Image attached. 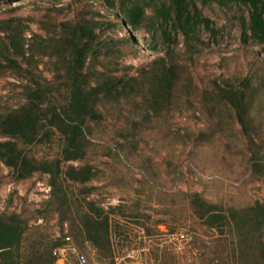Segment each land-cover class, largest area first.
<instances>
[{"label":"trees","instance_id":"trees-1","mask_svg":"<svg viewBox=\"0 0 264 264\" xmlns=\"http://www.w3.org/2000/svg\"><path fill=\"white\" fill-rule=\"evenodd\" d=\"M199 1L204 6L247 8L248 17H240L243 42H254L264 51V0H103L119 20L109 24L130 28L129 35L122 38L127 48L138 50L133 34L141 28L163 37L161 42L167 53L154 60L150 68L140 70L137 77L90 70L89 60L99 58L102 51L94 25L66 21L60 24L59 37L50 39L33 33L29 39L28 30L21 28L22 19L4 22L0 75L4 71L16 76L21 81L19 94L26 100L20 106H11L6 97H0V160L14 171L17 180L29 179L36 173L50 176L51 196L46 209L36 211V218L56 213L62 230L53 237L49 224L32 225L24 213L6 209L0 213V264H58L64 248L73 263L78 264L77 252L88 260L81 248L86 242L104 257L112 253L115 213L111 211L118 208L107 211L94 200L98 188L92 183L98 179L99 169L87 161L92 130L89 124L102 118L100 104L105 98L128 97L134 102L133 110L143 106L146 112L137 127L155 117L167 119L184 104L195 110L203 126H210L202 129L194 124L190 129L173 132V139L166 140L170 149L168 170L174 177L179 174L175 160L181 158L184 150L187 157H195L196 165L201 157L206 160L205 150L217 139L226 152H231L227 146L237 141L236 156L246 162V173L264 180V135L260 128L264 123V96L259 97L260 91L254 88L251 77L216 83L207 98L198 100L193 99L196 92L189 89L185 93L187 101H177L183 99L177 90L183 74L180 59L170 58L169 49L183 37L186 47L195 50L204 44V32L211 36L218 32ZM56 53L61 59L54 63L57 76L53 80L62 81V98L53 93L54 88L42 83L43 71L38 65V57L48 56L53 61ZM189 123L192 124L191 119ZM228 128H238V138L232 140ZM36 146H50L55 153L38 159L27 149ZM75 187L80 188L78 195L72 190ZM184 200L194 219L218 232V245L208 264H264V200L243 206L225 205L209 200L199 191L185 192Z\"/></svg>","mask_w":264,"mask_h":264},{"label":"rangeland","instance_id":"rangeland-1","mask_svg":"<svg viewBox=\"0 0 264 264\" xmlns=\"http://www.w3.org/2000/svg\"><path fill=\"white\" fill-rule=\"evenodd\" d=\"M199 4L204 14L214 21L218 32L216 36L204 32V44L195 50L186 47L183 37L169 49L170 58L180 59L183 74L177 88L183 99L179 98L178 103L187 101L185 93L189 89L196 92L193 99L198 100L207 98L216 83L248 77L254 80L259 97H263V46L254 42L245 44L240 28V17H248V9L237 5L204 6L200 1ZM114 13L105 7L103 0H0V38L4 40L5 37L4 22L17 18L22 19L21 28L28 30L29 39L33 33L50 39L59 37L60 24L66 21L94 25L102 51L99 58L89 60L90 70L105 75L137 77L140 70L150 68L154 60L167 53L161 42L163 37L141 28L133 34L138 50L127 48L122 38L129 35V27L110 25L109 21H119ZM53 57V61L48 56L38 57L43 71L44 80L41 81L46 87L54 88L53 93L62 98V81L53 80L57 76L54 63L61 59L60 54ZM2 66L0 63V71ZM3 73L0 75V97H6L8 101L4 100L11 106L22 105L26 99L19 94L21 81L10 73ZM133 106L134 102L128 97L105 98L100 104L102 118L89 124L92 130L87 161L99 169V177L92 183L98 188L93 198L107 211L118 209L111 211L115 214L112 215L110 256L104 257L88 242L80 247L90 264H208L218 245V232L191 216L184 206V193L199 191L213 202L243 206L254 200H264V180L246 173V162L236 156L237 141L229 144L231 152H226L221 140L217 139L205 150L206 160L203 156L196 165L195 157H187L184 150L181 158L175 160L179 174L174 177L168 170L170 149L167 142L173 139V132L190 129L194 124L202 129L210 126H203L195 110L184 104L175 108L167 119L155 117L150 123L137 127L136 123L146 110L140 105L133 110ZM260 128L264 135V123ZM212 131L216 133L214 128ZM227 131L232 140L238 138V128ZM27 149L38 159L55 153L50 146ZM48 186V174L36 173L29 179L17 180L14 171L0 160V213L6 209L22 212L31 218L32 225L49 224V233L59 236L62 228L58 214L46 213L45 218H36V211L47 207L51 196ZM72 190L75 195L80 192V188ZM64 227L68 231V225ZM68 258L66 264H74L72 256Z\"/></svg>","mask_w":264,"mask_h":264},{"label":"built area","instance_id":"built-area-1","mask_svg":"<svg viewBox=\"0 0 264 264\" xmlns=\"http://www.w3.org/2000/svg\"><path fill=\"white\" fill-rule=\"evenodd\" d=\"M50 190L51 189L48 186V192H50ZM72 250H74L75 252H77V250L75 248L74 249L72 248ZM67 251H68V249H66V248L60 250V259L58 261V264H61V262L65 263V264L67 262H69L68 261L69 258H68ZM77 255H78V260H79V263L78 264H90L88 262V260L82 254H80V253L77 252Z\"/></svg>","mask_w":264,"mask_h":264}]
</instances>
